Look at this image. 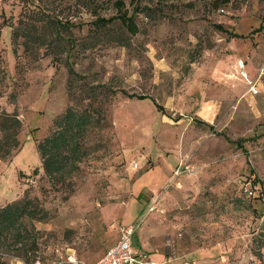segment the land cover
<instances>
[{
  "label": "rangeland",
  "instance_id": "rangeland-1",
  "mask_svg": "<svg viewBox=\"0 0 264 264\" xmlns=\"http://www.w3.org/2000/svg\"><path fill=\"white\" fill-rule=\"evenodd\" d=\"M124 3L128 12L156 5L152 15L134 14L133 34L109 25L122 45L87 34L91 15L80 1L36 0L34 16L43 11L66 27L58 36L47 29L46 46L23 52L6 24L21 2L0 0V110L20 121L18 145L0 158V205L26 193L44 210L40 219L21 217L17 239L16 230L4 232L0 264H48L65 253L87 262L126 222L144 248L172 247L195 264H261L250 245L264 219V0ZM110 12L103 4L100 13ZM66 61L84 84L103 85L96 99L105 120L87 133L88 152L67 182L52 185L35 141L77 103L66 96ZM177 161L192 172L173 175Z\"/></svg>",
  "mask_w": 264,
  "mask_h": 264
},
{
  "label": "trees",
  "instance_id": "trees-1",
  "mask_svg": "<svg viewBox=\"0 0 264 264\" xmlns=\"http://www.w3.org/2000/svg\"><path fill=\"white\" fill-rule=\"evenodd\" d=\"M21 2L19 16H15V21L4 18L0 20L2 23L10 26V37L14 42L17 36L21 37L20 44L23 52L30 51L35 45V49L46 46L44 34L50 29L49 34H56L64 28L66 19L63 21L56 17H51L43 11H39L35 16L32 13L30 4H34L36 0H18ZM84 7V10L91 15V18L84 22L87 34L91 37L99 35L112 37L119 44L124 45V35L115 33L109 28V25L118 24L128 34L138 31V26L134 20L136 12H142L144 15H152L156 5L141 4L132 6L130 12L125 7L124 0H78ZM130 2V0H129ZM228 0H209L212 7L226 3ZM103 4L113 8V12L102 14L100 9ZM100 6H102L100 8ZM2 16V15H1ZM34 16V17H32ZM10 18V16H7ZM212 26L225 31L229 35H237L235 32L228 31L219 23H212ZM258 25L256 28H259ZM12 52H15L14 47ZM66 96L72 101L77 100L76 105L68 102L63 109L56 113L50 122L49 131L35 141V148L38 154L39 163L42 172L45 174L49 183L55 185L57 183H65L67 176L77 168L78 162L87 154L88 143H86V135L91 128L104 124V114L96 99L99 92H103V85L100 84H84L82 77L77 74L70 63L65 62ZM5 70L0 56V82L5 78ZM77 78L79 83L77 87L82 90V95H73V87ZM127 96H135L137 98L145 97L144 94L125 93ZM11 95V94H10ZM157 108L159 109V105ZM20 121L13 112L0 110V158H4L9 154L10 150L18 145L17 132L19 130ZM235 144L241 145V139H234ZM44 214V210L34 196H28L23 193L21 196L14 198L0 205V237H4V232L8 230H16L15 239L18 238L17 225L21 217L40 219ZM259 230L251 235V253L257 260L264 264V219L261 221Z\"/></svg>",
  "mask_w": 264,
  "mask_h": 264
},
{
  "label": "built area",
  "instance_id": "built-area-1",
  "mask_svg": "<svg viewBox=\"0 0 264 264\" xmlns=\"http://www.w3.org/2000/svg\"><path fill=\"white\" fill-rule=\"evenodd\" d=\"M252 92L255 89L251 86ZM133 166L136 163L133 162ZM191 173L186 164L181 161H177L172 169L173 175H178L182 172ZM30 181V180H29ZM249 193V191H248ZM134 224H120L118 226V235L116 240L106 248V250L91 263H80L78 259L72 253H66L63 259L60 261L51 260L49 264H61L62 262L68 264H169V262L177 257L174 249L171 247L166 253L165 257L160 260H153L149 256L148 252L138 249L133 251L131 249L130 240L131 234L134 230ZM34 264H42L38 259L34 260ZM179 264H192L190 261H182Z\"/></svg>",
  "mask_w": 264,
  "mask_h": 264
},
{
  "label": "crops",
  "instance_id": "crops-1",
  "mask_svg": "<svg viewBox=\"0 0 264 264\" xmlns=\"http://www.w3.org/2000/svg\"><path fill=\"white\" fill-rule=\"evenodd\" d=\"M128 223H131V222H126V223H122V224H128ZM120 224L117 225V228L115 230V235H114V240L107 246H105V248L102 250V252L100 253V255H98L95 259H91L90 261H87V262H83V263H91L93 262L94 260H96L98 257L101 256V254L106 250L107 247H109L117 238V235H118V226ZM133 236V238H132ZM134 243V244H133ZM130 245H131V249L133 251L135 250H138V249H141V250H144L146 252H148L149 256L151 257V259L153 260H160L162 258L165 257V253L166 251L165 250H161L159 248H144L143 245H141V243L136 239V229L133 230L132 234H131V240H130ZM135 245V246H134ZM66 254V253H65ZM185 259H182L180 258V256L177 254V257L173 260H171L169 262V264H179L180 262L184 261ZM185 261H189V260H185ZM192 264H195L193 261H190ZM49 264V263H48ZM67 264V263H66Z\"/></svg>",
  "mask_w": 264,
  "mask_h": 264
}]
</instances>
